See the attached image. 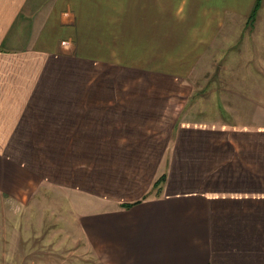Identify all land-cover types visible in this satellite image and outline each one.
<instances>
[{
    "label": "crops",
    "instance_id": "crops-1",
    "mask_svg": "<svg viewBox=\"0 0 264 264\" xmlns=\"http://www.w3.org/2000/svg\"><path fill=\"white\" fill-rule=\"evenodd\" d=\"M111 9L108 0H0V264L55 263L46 259L43 192L62 195L61 166L46 181L40 150L62 143L81 144L77 155L94 165L64 186L91 196L88 204L100 197L69 235L92 264H264V120L172 122L160 149L155 136L143 138L140 106L95 103L84 72L109 61ZM259 30L252 39L264 63ZM156 176L165 181L148 195ZM33 206L40 215L30 231V218L14 212Z\"/></svg>",
    "mask_w": 264,
    "mask_h": 264
},
{
    "label": "rangeland",
    "instance_id": "rangeland-1",
    "mask_svg": "<svg viewBox=\"0 0 264 264\" xmlns=\"http://www.w3.org/2000/svg\"><path fill=\"white\" fill-rule=\"evenodd\" d=\"M253 1L108 0L112 15L110 29L105 33L110 37L103 40L105 53L102 52L109 61L99 59L94 65L88 64L84 71L88 73V81L91 80L88 87L94 90L93 101L140 106L139 114L143 116L136 119L147 121L145 128H149L143 132V138L155 136L158 148L164 146L172 122L176 126L184 119L224 123L238 119L263 121L264 112L251 103L264 104V63L259 57L261 52L257 53V34L252 39L261 24L264 25V0L251 18ZM255 23L256 28H252ZM249 38L256 47L248 54ZM247 106L249 110L245 109ZM33 145L37 148L38 144ZM79 145L41 144L40 151H46L49 163L46 181L53 182V173L57 165L61 166V178L55 180L61 183L62 195L43 192L47 194L43 212L46 221L42 227L46 259L54 264L94 261L80 244L76 250L69 238L78 233L76 214L98 208L94 198H100L95 195L88 204L85 198L91 196L75 197L64 187L70 184V174L89 171L94 166L82 151L77 155L75 146ZM99 145L95 143V149ZM157 166L159 163L155 162L154 168ZM157 177L152 184L160 178ZM155 189L152 187L148 195ZM39 215L36 206L14 212L20 219L30 218V231L37 230ZM53 226L60 228L61 233L54 234ZM59 234L60 241L53 244L50 240Z\"/></svg>",
    "mask_w": 264,
    "mask_h": 264
},
{
    "label": "trees",
    "instance_id": "trees-1",
    "mask_svg": "<svg viewBox=\"0 0 264 264\" xmlns=\"http://www.w3.org/2000/svg\"><path fill=\"white\" fill-rule=\"evenodd\" d=\"M260 3H261V0H255V4H254V7H253V10L251 11V15L250 17L254 18L255 17V14L257 12V10L259 9L260 7ZM163 180H164V176H161L153 185L154 189L157 188V191H159L160 189V185L163 183ZM131 206V204H125L123 205V207H129Z\"/></svg>",
    "mask_w": 264,
    "mask_h": 264
}]
</instances>
